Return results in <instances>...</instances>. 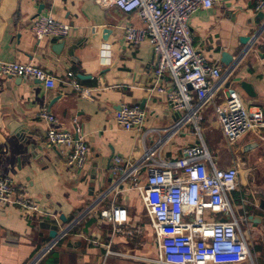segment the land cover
<instances>
[{
  "label": "crops",
  "instance_id": "obj_1",
  "mask_svg": "<svg viewBox=\"0 0 264 264\" xmlns=\"http://www.w3.org/2000/svg\"><path fill=\"white\" fill-rule=\"evenodd\" d=\"M255 4L222 0L198 10L190 29L194 46L212 64L227 68L224 53L240 58L228 86L249 109L264 114V31L252 45L264 27V12L257 13ZM40 15L70 25V36L36 39L32 26ZM129 25L142 23L136 14L105 10L93 0H0V63L36 65L59 81L50 89L30 78L0 77V178L14 179L18 190L50 214L28 217L17 206L0 204V264H157L158 243L140 192L127 183L123 191L106 194L114 159L134 161L155 148L163 159L175 161L182 149L201 142L220 167L241 169L240 188L228 199L251 240L255 264H264V129L230 145L211 105L199 123L202 140L193 134V124L172 132L180 115L165 97L148 92L155 83L152 45L129 43L124 37ZM243 82L252 86L254 97ZM74 85L89 89L91 98ZM123 105L147 113L141 131L118 125ZM44 110L58 119L56 128L88 145L83 169L69 163L67 148L47 142L50 126L39 117ZM145 173L140 172L142 181ZM116 205L128 211L124 232L100 218L102 210ZM58 237L57 245L43 252Z\"/></svg>",
  "mask_w": 264,
  "mask_h": 264
},
{
  "label": "built area",
  "instance_id": "obj_2",
  "mask_svg": "<svg viewBox=\"0 0 264 264\" xmlns=\"http://www.w3.org/2000/svg\"><path fill=\"white\" fill-rule=\"evenodd\" d=\"M93 1L102 9L117 8L128 15L136 14L140 19L142 26H127L124 37L136 46L146 40L151 43L155 83L148 92L165 97L168 107L180 115L172 132L193 124V134L202 140L199 123L211 105L230 145L251 132L259 133L264 129L263 111L249 109L239 92L228 86L238 64L225 69L221 64H212L193 44L192 17L198 10L211 9L222 0ZM255 11L264 12V0H256ZM71 29L70 25L49 15H40L32 26L38 40L66 39ZM263 31L264 27L255 33L252 45ZM0 77L30 78L50 89L59 87V81L48 71L32 64L0 63ZM74 86L82 97L91 98L89 89ZM39 117L50 126L47 142L67 148L69 163L83 169L90 152L84 139L56 128L58 119L46 110ZM146 120L144 110L127 105L116 115L118 125L126 131H141ZM142 170L146 172L143 181ZM242 175L239 167H220L204 142L185 147L181 158L175 161L163 159L158 149L150 148L134 161L122 157L114 159L112 183L106 194L123 191L127 183L140 192L158 243L157 264H255L251 240L241 229L228 199L230 193L240 188ZM0 204L17 206L28 217L50 215L24 190H18L16 181L11 178H0ZM88 210L91 212L93 208ZM100 218L115 224L116 232H124L128 211L116 205L102 210ZM60 238L43 252L52 250Z\"/></svg>",
  "mask_w": 264,
  "mask_h": 264
},
{
  "label": "water",
  "instance_id": "obj_3",
  "mask_svg": "<svg viewBox=\"0 0 264 264\" xmlns=\"http://www.w3.org/2000/svg\"><path fill=\"white\" fill-rule=\"evenodd\" d=\"M245 40H249V38H246ZM240 58H238L237 60H234L233 57L228 54V53H224L223 54V57H222V62L227 66V67H230L232 64L233 66H235L237 64V62L239 61ZM242 87L243 89L245 90V92L254 97L255 96V93L253 91V88L252 86L249 84V83H246V82H243L242 83ZM54 236V235H53Z\"/></svg>",
  "mask_w": 264,
  "mask_h": 264
}]
</instances>
